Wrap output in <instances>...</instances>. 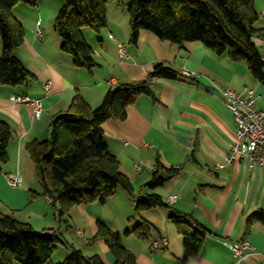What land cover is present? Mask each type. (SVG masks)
<instances>
[{
    "label": "crops",
    "instance_id": "1",
    "mask_svg": "<svg viewBox=\"0 0 264 264\" xmlns=\"http://www.w3.org/2000/svg\"><path fill=\"white\" fill-rule=\"evenodd\" d=\"M105 1L106 28L99 33L82 30L93 51L96 66L92 70L76 68L73 58L61 50L62 40L53 23L63 0H39L34 7L18 4L13 10L24 29V43L15 56L33 79L16 88L0 85V119L10 125L13 134L0 174V214L29 224L36 233L55 234L62 243L50 264L62 263L73 250L114 264L105 243L90 240L99 222L121 235L135 227L139 223L134 216L135 198L118 188L105 204L75 206L66 221L59 222L25 147L46 141L52 118L67 112L77 99L95 109L108 90L146 80L161 63L190 74L194 81H154L152 95L139 97L127 109L125 120L107 121L101 134L109 152L118 158L120 172L131 182L134 196L155 193L167 204L171 196L177 197L169 208L143 211L141 218L156 231L147 240L123 237L124 247L134 254L137 264H264V224L256 223L248 230L246 225L252 213L264 211V166L256 163L250 169L241 161L226 163L236 140V126L221 98L225 90L243 95L251 90L260 97L257 106L262 107L264 84L257 82L244 64L216 55L201 43L177 46L146 31L131 42L126 9ZM255 10L259 15L264 12V0L255 1ZM256 28L264 29L262 18ZM37 31L42 32V39ZM261 35H254L253 41L264 60ZM120 49L126 58L120 56ZM2 51L0 39V57ZM15 96L39 101L41 115L34 116L33 104L14 103ZM157 164L163 167L162 172L177 169L178 174L154 191L141 192ZM9 175H19L21 186L12 188L6 179ZM174 211L191 215L205 229L198 254L185 249L183 237L169 220ZM163 239L168 241L167 250L153 251L152 242ZM243 240L252 250L239 259L227 243Z\"/></svg>",
    "mask_w": 264,
    "mask_h": 264
},
{
    "label": "trees",
    "instance_id": "2",
    "mask_svg": "<svg viewBox=\"0 0 264 264\" xmlns=\"http://www.w3.org/2000/svg\"><path fill=\"white\" fill-rule=\"evenodd\" d=\"M39 0H0V85L21 87L33 76L16 58L15 51L24 43V29L14 17L18 4L36 6ZM126 9L135 43L141 31L154 34L162 42L177 46L201 43L216 55L227 56L234 63L244 64L251 76L264 84V60L253 41L259 30L260 15L256 0H112ZM63 7L53 23L62 40L61 50L73 58L76 68L92 70L96 64L93 51L82 30L99 33L107 26L105 0H63ZM194 78L157 64L147 79L120 84L108 90L102 103L93 109L77 99L69 110L55 115L49 126V138L31 142L25 147L35 165L37 180L43 195L50 198L59 222H65L69 211L80 205L105 204L118 188L135 200L134 216L139 223L123 235L112 232L105 224H97L91 243L102 241L110 250L114 264H137L127 250L123 237L147 240L156 229L140 214L156 208H169L161 196L152 193L134 196L129 179L120 172L118 158L109 152L102 140L107 121H123L127 109L139 97L151 96L156 80L173 81ZM13 134L10 125L0 119V174L7 162V147ZM157 164L152 179L140 191H154L178 174ZM183 237L186 250L198 254L203 246L205 229L191 215L174 211L169 218ZM264 224V211L252 213L246 221L247 230L254 224ZM61 240L50 233H36L32 227L13 217L0 214V264H50ZM60 264H104L98 256L84 257L73 250Z\"/></svg>",
    "mask_w": 264,
    "mask_h": 264
},
{
    "label": "built area",
    "instance_id": "3",
    "mask_svg": "<svg viewBox=\"0 0 264 264\" xmlns=\"http://www.w3.org/2000/svg\"><path fill=\"white\" fill-rule=\"evenodd\" d=\"M260 18L264 21V12L260 15ZM37 37L39 39L43 38L41 31H37ZM260 40L264 45V31ZM120 56L122 58L127 57L123 49H120ZM184 75L191 77L190 74L185 73ZM49 86V84L46 85V92H48ZM221 96L236 126V140L230 147L226 163L231 164L241 161L246 163L250 169L256 163L264 166V106H257L260 97H255L254 92L251 90H247L245 95L237 94L232 90H225L221 93ZM12 100L14 103L19 104H33L35 108L34 116L38 118L41 115L42 110L39 101H33L27 96H15ZM135 168L140 169L138 166ZM6 179L12 188L19 187L22 184L19 175H9ZM176 199V196H171L169 204L174 203ZM47 200L51 201L48 197ZM227 246L239 259H242L252 250L250 243L245 240L235 244L227 243ZM167 247L168 241L166 239L162 241L154 240L151 244L153 251H166Z\"/></svg>",
    "mask_w": 264,
    "mask_h": 264
},
{
    "label": "rangeland",
    "instance_id": "4",
    "mask_svg": "<svg viewBox=\"0 0 264 264\" xmlns=\"http://www.w3.org/2000/svg\"><path fill=\"white\" fill-rule=\"evenodd\" d=\"M89 29V28H88ZM90 30V29H89ZM35 173H36V171H35Z\"/></svg>",
    "mask_w": 264,
    "mask_h": 264
}]
</instances>
